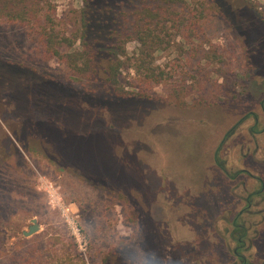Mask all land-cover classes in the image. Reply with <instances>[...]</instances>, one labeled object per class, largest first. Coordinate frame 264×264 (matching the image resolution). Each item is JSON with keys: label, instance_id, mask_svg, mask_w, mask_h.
<instances>
[{"label": "rangeland", "instance_id": "374dc122", "mask_svg": "<svg viewBox=\"0 0 264 264\" xmlns=\"http://www.w3.org/2000/svg\"><path fill=\"white\" fill-rule=\"evenodd\" d=\"M51 1L56 27L78 31L85 1ZM109 1L119 14L144 0ZM217 2L198 43L172 36L155 53L172 78L149 84L125 66L119 80L139 94L113 99L112 39L98 21L97 71L77 89L27 27L0 16V264H235L240 196L264 181V0ZM217 156L251 176L233 180ZM263 194L244 216L254 264H264ZM34 218L41 228L25 236Z\"/></svg>", "mask_w": 264, "mask_h": 264}, {"label": "trees", "instance_id": "16d2710c", "mask_svg": "<svg viewBox=\"0 0 264 264\" xmlns=\"http://www.w3.org/2000/svg\"><path fill=\"white\" fill-rule=\"evenodd\" d=\"M84 1L85 5L79 10L81 23L76 24L78 31L71 30L69 34L56 27L57 8L51 0H0V16L27 27L31 38L40 43L45 56L57 58L67 65L77 89L84 88L97 71L93 66L95 47L91 40L96 34L93 24L98 21L103 33L109 32L112 39L109 46L115 55L112 60L110 59L108 74L105 75V80L112 86L109 87L107 83L109 99L126 93L139 94L136 90H126L121 84L120 70L125 66H130L136 73L142 74L149 84H160L172 78L171 74L157 71L154 64L155 53L161 46L171 42L172 36H182L185 44L198 43L203 36L202 20L207 14V2L219 6L217 0H144L132 12L113 14V11L110 12L113 8L107 7L109 0ZM77 40H81L82 43L74 49ZM130 41L139 43L132 55L126 47ZM262 104L264 106V98ZM248 116L256 117V114L251 112L246 118ZM217 157L222 170L232 177L233 173L222 165L223 161ZM258 182L261 190L263 180L258 178ZM257 194L254 192L253 198ZM233 226L237 232L245 231L238 221L234 222ZM238 243L239 248L243 249L244 241Z\"/></svg>", "mask_w": 264, "mask_h": 264}, {"label": "flooded vegetation", "instance_id": "af4514ba", "mask_svg": "<svg viewBox=\"0 0 264 264\" xmlns=\"http://www.w3.org/2000/svg\"><path fill=\"white\" fill-rule=\"evenodd\" d=\"M251 117H253L255 119L256 123L258 124V120H259L258 119V116L256 115V117L255 116H251ZM254 128H255V126H253L252 130ZM234 129H236V127ZM225 163H226V160H224V162H223L222 165H225L228 168L227 164H225ZM229 170L231 171V170H233V168H231ZM232 173H233V175H232V179L233 180L236 179V178H238V176H240L241 174H249L251 176V172L249 170H247V168L236 169V170H233ZM256 178L258 180V178H261V177L257 176ZM244 186L246 187V183H245ZM259 187L256 188V190H253L252 192L250 191L246 196H240L241 199L245 202V205L233 217V223L238 221L245 228V231H243V233L237 232L234 229V234L233 235H234L235 241L237 242V246L234 248V255L237 258V260L235 261V264H239V263L240 264H249L250 263L249 260H248V257L245 256L244 253H243V251L246 250L247 247H248L247 246V243H246L247 240H250L251 239L250 236H249V234H250V227L251 226L247 223V221L245 220V217L244 216L245 215L248 216V215H250V213L253 212L252 207L255 205V201H254V198H253V195L252 194L254 192H256L258 194L259 193L261 194V192H262V194L264 193V181H263V187H262L261 190H259ZM234 193H236V190H234ZM262 197L264 198V194H263ZM238 241H244V248L243 249H240L239 248L240 245H239Z\"/></svg>", "mask_w": 264, "mask_h": 264}, {"label": "water", "instance_id": "95a60500", "mask_svg": "<svg viewBox=\"0 0 264 264\" xmlns=\"http://www.w3.org/2000/svg\"><path fill=\"white\" fill-rule=\"evenodd\" d=\"M32 221H33V224L29 227V230H25V231H24V235H25V236H31V235L35 234V233H37V232L40 230V228H41V226H40V224L38 223V221H37L36 218H34Z\"/></svg>", "mask_w": 264, "mask_h": 264}, {"label": "built area", "instance_id": "2783aa9c", "mask_svg": "<svg viewBox=\"0 0 264 264\" xmlns=\"http://www.w3.org/2000/svg\"><path fill=\"white\" fill-rule=\"evenodd\" d=\"M73 230H74V233H75L76 235H79V234H80V230H79V229H75V228H73Z\"/></svg>", "mask_w": 264, "mask_h": 264}]
</instances>
